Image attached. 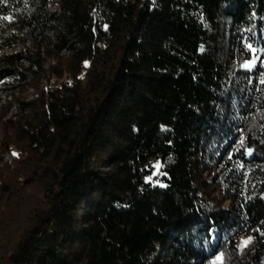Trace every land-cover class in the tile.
Returning a JSON list of instances; mask_svg holds the SVG:
<instances>
[{"label": "trees", "instance_id": "obj_1", "mask_svg": "<svg viewBox=\"0 0 264 264\" xmlns=\"http://www.w3.org/2000/svg\"><path fill=\"white\" fill-rule=\"evenodd\" d=\"M205 258L264 264V0H0V264Z\"/></svg>", "mask_w": 264, "mask_h": 264}, {"label": "rangeland", "instance_id": "obj_2", "mask_svg": "<svg viewBox=\"0 0 264 264\" xmlns=\"http://www.w3.org/2000/svg\"><path fill=\"white\" fill-rule=\"evenodd\" d=\"M13 205H14V203L11 206H13ZM217 261H218L217 258L216 259H214V258H211V259L205 258L199 264H217Z\"/></svg>", "mask_w": 264, "mask_h": 264}, {"label": "snow or ice", "instance_id": "obj_3", "mask_svg": "<svg viewBox=\"0 0 264 264\" xmlns=\"http://www.w3.org/2000/svg\"><path fill=\"white\" fill-rule=\"evenodd\" d=\"M244 243H245V244H247L248 242H247V241H245Z\"/></svg>", "mask_w": 264, "mask_h": 264}]
</instances>
